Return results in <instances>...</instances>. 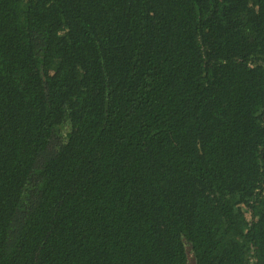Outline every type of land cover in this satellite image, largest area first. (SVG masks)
<instances>
[{"label": "trees", "instance_id": "obj_1", "mask_svg": "<svg viewBox=\"0 0 264 264\" xmlns=\"http://www.w3.org/2000/svg\"><path fill=\"white\" fill-rule=\"evenodd\" d=\"M0 264H264V0H0Z\"/></svg>", "mask_w": 264, "mask_h": 264}]
</instances>
